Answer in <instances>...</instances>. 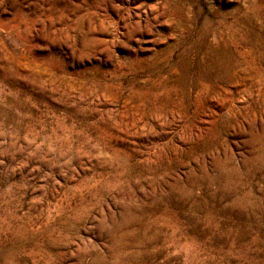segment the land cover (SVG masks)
Instances as JSON below:
<instances>
[{"label":"rangeland","instance_id":"obj_1","mask_svg":"<svg viewBox=\"0 0 264 264\" xmlns=\"http://www.w3.org/2000/svg\"><path fill=\"white\" fill-rule=\"evenodd\" d=\"M0 264H264V0H0Z\"/></svg>","mask_w":264,"mask_h":264}]
</instances>
